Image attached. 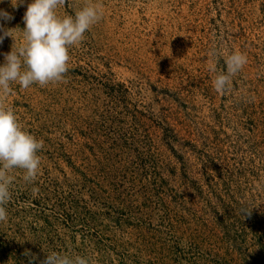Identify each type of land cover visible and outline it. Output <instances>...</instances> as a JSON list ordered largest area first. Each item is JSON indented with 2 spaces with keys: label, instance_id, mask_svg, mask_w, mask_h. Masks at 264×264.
<instances>
[{
  "label": "rangeland",
  "instance_id": "1",
  "mask_svg": "<svg viewBox=\"0 0 264 264\" xmlns=\"http://www.w3.org/2000/svg\"><path fill=\"white\" fill-rule=\"evenodd\" d=\"M28 2H0L17 44ZM90 2L102 18L70 47L63 79L0 92L44 142L34 183L9 173L0 264L52 251L89 264H264V0H64L57 11ZM213 49L247 56L222 93Z\"/></svg>",
  "mask_w": 264,
  "mask_h": 264
},
{
  "label": "clouds",
  "instance_id": "2",
  "mask_svg": "<svg viewBox=\"0 0 264 264\" xmlns=\"http://www.w3.org/2000/svg\"><path fill=\"white\" fill-rule=\"evenodd\" d=\"M2 2V0H0ZM26 0H15L14 7L25 4ZM64 0H30L22 17L24 27L20 42L10 35L17 29L5 28L0 23V43L11 37V51L3 53L0 63V92L9 93L12 83L22 88L33 84L45 86L59 82L68 70L69 49L84 40L85 32L97 23L103 15L101 3L90 2L71 15L58 14ZM14 19L11 13L0 9V21ZM208 60L209 71L214 73L212 80L216 92L222 93L231 86L232 78L247 63V56L239 50L213 49ZM223 57L225 69L218 71L216 62ZM43 140L25 131L11 108L0 107V221L8 216L6 205L12 198L11 185L14 177L10 172L22 170V178L34 183L39 172L41 157L39 151ZM38 189L33 187V191ZM41 264H89L88 258L52 251L46 253Z\"/></svg>",
  "mask_w": 264,
  "mask_h": 264
}]
</instances>
